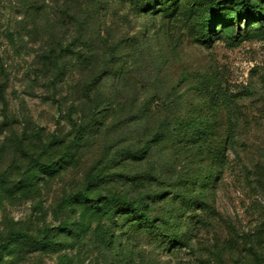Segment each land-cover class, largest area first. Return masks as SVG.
<instances>
[{"label":"rangeland","instance_id":"374dc122","mask_svg":"<svg viewBox=\"0 0 264 264\" xmlns=\"http://www.w3.org/2000/svg\"><path fill=\"white\" fill-rule=\"evenodd\" d=\"M1 175L0 264H56L89 190L149 202L106 225L135 264H264V0H0Z\"/></svg>","mask_w":264,"mask_h":264},{"label":"trees","instance_id":"16d2710c","mask_svg":"<svg viewBox=\"0 0 264 264\" xmlns=\"http://www.w3.org/2000/svg\"><path fill=\"white\" fill-rule=\"evenodd\" d=\"M245 2L246 1H243L242 3L244 6H247ZM61 51H64V53L69 52L68 49L63 48L61 49ZM53 56L55 57V52L52 49H49L44 53L42 58L46 60V62L50 63ZM186 128L192 129L193 125L188 124ZM85 131L86 128H79V142L83 140V134ZM21 137L22 138L19 139V148L22 150V153H25L26 149L31 146V139L26 135V133H23ZM159 137H161L160 133L155 134L149 141V145L153 142L154 139H157ZM27 143L29 144L26 146ZM147 149L148 146L135 152V154L145 155ZM35 164L40 165L41 167L44 166V164L41 161H38V159H35ZM4 176H0L2 178L1 180H3ZM69 200H72V206L75 209L73 218L74 221H63L57 228L53 230L54 241L52 242V246L55 247V249L59 248L58 252H64L60 255V257H57L56 264H84V261H82L83 256L81 257L80 253H74L75 249L80 246V243L85 240L80 239L78 235V231L84 228V217L76 218L78 213H83V216H90V220L97 219L100 221L97 228V231L99 232L97 233V238L96 240H92L91 243L94 247L97 248V252L102 258V264L136 263L134 255L131 251H125L124 249L116 251L117 248L115 246V242L117 238L115 232L112 230L113 227H108L106 225H108L109 222L115 220L119 215L129 216L138 218L134 220L140 222V231H149V228L155 227L153 219L149 218V202H137L120 196H116L115 194L111 195L108 193L106 195L99 192L96 194H92L90 190L87 193H80L74 196H70L65 202H68ZM91 226L92 223L88 224V227L90 229ZM49 233L50 232L48 230H45L43 232V239H45V241H50V238L48 236ZM67 246H71L69 252H67ZM63 247L65 249H63Z\"/></svg>","mask_w":264,"mask_h":264}]
</instances>
